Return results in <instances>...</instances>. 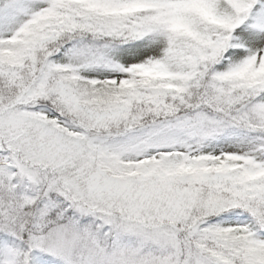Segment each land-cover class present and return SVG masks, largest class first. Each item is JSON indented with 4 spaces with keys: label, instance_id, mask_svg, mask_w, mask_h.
Returning <instances> with one entry per match:
<instances>
[{
    "label": "snow or ice",
    "instance_id": "obj_1",
    "mask_svg": "<svg viewBox=\"0 0 264 264\" xmlns=\"http://www.w3.org/2000/svg\"><path fill=\"white\" fill-rule=\"evenodd\" d=\"M0 264H264V0H0Z\"/></svg>",
    "mask_w": 264,
    "mask_h": 264
}]
</instances>
